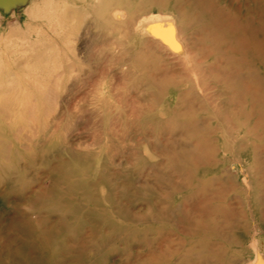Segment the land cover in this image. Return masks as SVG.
I'll return each mask as SVG.
<instances>
[{
    "label": "rangeland",
    "instance_id": "rangeland-1",
    "mask_svg": "<svg viewBox=\"0 0 264 264\" xmlns=\"http://www.w3.org/2000/svg\"><path fill=\"white\" fill-rule=\"evenodd\" d=\"M54 1L0 13L50 89L0 113V264H264V0Z\"/></svg>",
    "mask_w": 264,
    "mask_h": 264
},
{
    "label": "bare ground",
    "instance_id": "bare-ground-1",
    "mask_svg": "<svg viewBox=\"0 0 264 264\" xmlns=\"http://www.w3.org/2000/svg\"><path fill=\"white\" fill-rule=\"evenodd\" d=\"M110 5H114L113 2L110 0ZM120 2V3H119ZM118 6L122 7L123 4H125L126 2H122L121 0H118ZM50 4V5H49ZM115 6V5H114ZM118 6H115L118 7ZM58 2H55L54 0H26L25 3H18L16 6H13V10H15L17 8V10H24L26 9V12H27V15L29 18H34L37 14L39 13H34L35 11L34 10H49V9H52V8H55L54 10H57L58 11ZM99 6L98 4H94L93 7L89 10H100L98 9ZM61 10H74V9H70L65 3L62 4L61 6ZM108 10V9H106ZM2 8H0V13L2 12ZM63 12V11H62ZM47 14V13H45ZM17 14L15 12H12L11 14V18L13 17H16ZM43 16V15H42ZM160 16V15H159ZM162 17V16H161ZM0 18L1 15H0ZM118 18H121V19H125V12H124V9L123 8H118V9H113L112 13H111V19L112 20H117ZM147 19V18H146ZM149 19V18H148ZM147 19V20H148ZM160 19V18H159ZM157 20L155 23H153L154 26L151 25V32L150 34L153 36V38L156 36L155 32L156 30H161L162 28H164V26L166 25H170V28H169V31L171 32V35L176 37V39L178 40V37H179V32H177V28L175 27V22H176V18L174 17H163L162 19L160 20ZM151 20V18L149 19ZM143 21H146V20H140L138 21L137 25H136V30L138 27H142V24H143ZM75 27V26H74ZM78 28V27H77ZM72 30V29H71ZM75 31V30H74ZM162 31V30H161ZM72 33V32H71ZM164 33V32H162ZM167 36V35H166ZM181 39V38H180ZM83 40V39H82ZM180 41V40H178ZM178 43H181V42H178ZM12 45V44H10ZM9 45V46H10ZM77 45V44H76ZM184 45V44H183ZM183 45L181 46L182 47V52H183V55H182V61L183 62H190V60H188V55L187 53L185 52L184 54V47ZM105 46V45H104ZM28 48V47H27ZM123 49V48H122ZM75 50V48H74ZM176 50V49H175ZM33 51V49H32ZM39 51V50H38ZM83 51V50H82ZM188 51V50H187ZM34 52V51H33ZM75 52V51H74ZM181 52V51H180ZM178 52V53H180ZM191 55V54H190ZM38 56V55H37ZM52 56V55H51ZM79 56H81L79 54ZM114 56V55H113ZM192 56V55H191ZM179 58V57H178ZM1 59V58H0ZM43 59V58H42ZM80 59V58H79ZM83 60V59H82ZM85 60V58H84ZM115 60V59H113ZM19 61V60H18ZM18 61H15L17 62L16 66H13L15 67L16 70H18L19 72H27V73H32V72H35L37 69H38V65H40L42 63L41 59L39 57H36L34 58V56H25L24 60L22 61V58H21V63H19ZM46 61V60H45ZM86 61V60H85ZM44 62V61H43ZM121 62H124V61H121ZM181 62V63H183ZM83 63V61H82ZM179 64V63H178ZM182 65V64H180ZM47 66V65H46ZM72 66V65H71ZM59 67V66H58ZM69 67V66H68ZM73 67V66H72ZM89 67V66H88ZM0 68H2L1 66V60H0ZM45 68V67H44ZM48 68V67H47ZM46 68V69H47ZM71 68V67H70ZM69 68V69H70ZM110 68V67H108ZM0 69V71H1ZM68 69V68H67ZM103 69V68H102ZM113 69V68H112ZM198 69V68H196ZM201 69V68H200ZM203 69V68H202ZM53 70V69H52ZM55 70V69H54ZM89 70V69H88ZM94 70V69H93ZM98 70V68H97ZM96 70V71H97ZM104 70V69H103ZM102 70V71H103ZM183 70V69H182ZM40 71V70H39ZM48 71V70H47ZM68 71V70H67ZM71 71V70H70ZM100 71V70H99ZM107 71V70H106ZM122 71V70H121ZM8 71H6L7 73ZM54 72V71H52ZM105 72V71H104ZM10 73V72H9ZM39 73V72H38ZM49 73V72H48ZM96 73H99V72H95ZM110 73V72H109ZM107 73V74H109ZM43 74V73H41ZM40 74V75H41ZM46 74V73H45ZM104 74V73H103ZM113 73L110 74V76L112 75ZM198 74L200 75V73L198 72ZM11 75V74H10ZM10 75H7V74H1L0 73V113H2V115L6 116V118L8 120L10 119H13V118H21V120H27L32 122L33 120V116H34V112H35V109L37 108L35 105V102H36V99L37 97L35 98V94L33 95L31 91V89H33V87H37L38 91L36 92V94L38 95L39 98L42 97V94L44 92H46V90L44 91V87L47 88V90L49 89V85H43L45 82H39V83H43L41 85H37V83L33 82V79L30 77V83H28L27 81V85H23L21 84V82H18V80H12V79H9V76ZM51 75V74H50ZM91 75V74H90ZM29 76V75H28ZM32 76V75H30ZM92 76V75H91ZM101 76V75H100ZM106 76V75H104ZM109 76V78H110ZM114 76V75H113ZM12 76H10L11 78ZM33 77H34V73H33ZM36 77V76H35ZM41 77V76H40ZM47 77V75H46ZM50 78V77H49ZM112 78V77H111ZM110 78V79H111ZM199 78V77H198ZM203 78V77H202ZM201 78V80H202ZM104 79V78H103ZM102 79V80H103ZM38 80H40L38 78ZM37 80V82H38ZM101 80V79H100ZM106 80V79H104ZM103 80V81H104ZM36 81V80H35ZM101 81V82H103ZM203 81V80H202ZM53 82V80H52ZM110 82V81H109ZM38 83V84H39ZM58 83V82H57ZM61 83V82H60ZM26 84V83H25ZM48 84H49V81H48ZM51 84V82H50ZM34 85V86H33ZM87 85V84H86ZM96 85V84H95ZM103 85H104V82H103ZM102 85V86H103ZM113 85V84H112ZM98 86H100V84H98ZM29 87L31 89H29ZM28 88V89H27ZM53 87H51L52 89ZM111 88V87H110ZM113 88V87H112ZM68 89V88H67ZM102 89V88H101ZM34 90V89H33ZM50 90V89H49ZM48 90V91H49ZM73 90V89H72ZM112 90V89H111ZM44 91V92H43ZM70 91V90H69ZM102 91V90H101ZM113 92V91H112ZM49 94V93H48ZM44 95V94H43ZM46 95V94H45ZM215 95V94H214ZM53 96V95H52ZM217 96V95H215ZM47 97V95H46ZM45 97V98H46ZM55 97V96H54ZM100 97V96H99ZM210 97V96H209ZM43 100V99H42ZM41 101V100H40ZM46 101V100H45ZM50 101V100H49ZM211 101V100H210ZM214 101V100H213ZM212 101V102H213ZM37 103V102H36ZM15 106H18L20 107L19 109H16ZM215 107V106H214ZM42 110V108H41ZM42 112V111H41ZM38 117V116H37ZM36 117V118H37ZM2 118V117H1ZM35 120V119H34ZM33 120V121H34ZM11 121V120H10ZM9 122V121H8ZM32 123H35L32 122ZM20 125V124H19ZM33 125V124H32ZM30 126V125H29ZM21 133V132H20ZM21 135V134H20Z\"/></svg>",
    "mask_w": 264,
    "mask_h": 264
},
{
    "label": "water",
    "instance_id": "water-1",
    "mask_svg": "<svg viewBox=\"0 0 264 264\" xmlns=\"http://www.w3.org/2000/svg\"><path fill=\"white\" fill-rule=\"evenodd\" d=\"M26 0H0V8L3 11L8 10L9 8L16 6L18 3H25Z\"/></svg>",
    "mask_w": 264,
    "mask_h": 264
}]
</instances>
